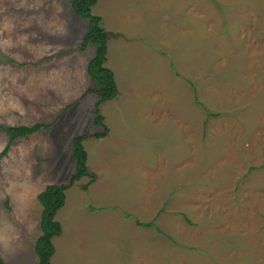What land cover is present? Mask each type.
Masks as SVG:
<instances>
[{
    "label": "rangeland",
    "instance_id": "1",
    "mask_svg": "<svg viewBox=\"0 0 264 264\" xmlns=\"http://www.w3.org/2000/svg\"><path fill=\"white\" fill-rule=\"evenodd\" d=\"M91 11L118 93L99 105L106 135L83 140L91 177L56 213L52 264H264V0ZM87 28L69 0H0V123L56 119L5 154L0 130L4 264H37L36 195L67 182L74 136L102 131Z\"/></svg>",
    "mask_w": 264,
    "mask_h": 264
},
{
    "label": "trees",
    "instance_id": "2",
    "mask_svg": "<svg viewBox=\"0 0 264 264\" xmlns=\"http://www.w3.org/2000/svg\"><path fill=\"white\" fill-rule=\"evenodd\" d=\"M74 13L88 21L87 32L82 39L80 49H85L88 43L95 45V54L86 65V72L89 77L96 83L95 93L98 99L94 105L93 124L102 128L100 132L92 134H79L72 139V156L74 160V171L70 174L66 183H51L47 184L36 195L37 200L41 205L39 228L40 234L34 243V253L37 257V264H52L51 258L55 252V247L52 238L59 235L61 232L60 223L55 220L57 211L63 207L66 199V191L74 183L84 177H91V173L87 166V151L83 145V140L86 138H103L108 127L104 123V116L100 112L99 105L102 102L113 99L117 93V86L114 74L111 69L105 66L107 41L109 38L108 32L101 24V17L93 14L91 11L98 0H69ZM52 123L34 122L31 125H12L5 126L0 124V129L4 130L9 140L1 151L5 154L10 144L17 138L27 137L42 128H49ZM93 181L91 178L88 183L82 186L86 190L88 185ZM141 226H150L151 223L137 222ZM0 264L4 261L0 257Z\"/></svg>",
    "mask_w": 264,
    "mask_h": 264
},
{
    "label": "crops",
    "instance_id": "3",
    "mask_svg": "<svg viewBox=\"0 0 264 264\" xmlns=\"http://www.w3.org/2000/svg\"><path fill=\"white\" fill-rule=\"evenodd\" d=\"M106 60H107V58H106ZM106 63V62H105ZM110 69V68H109ZM53 85H55V86H57L58 87V85L57 84H53ZM73 86L75 87V89H77V87H78V83H77V81H73ZM43 92L44 93H46L47 91L46 90H43ZM45 100H46V98H45ZM55 120L56 119H54L53 120V122L52 123H54L55 122ZM36 122H38V121H36ZM34 123V122H33ZM33 123H31V124H33ZM45 123V122H44ZM1 124V123H0ZM31 124H14V125H31ZM1 125H4V124H1ZM5 126H12V125H5ZM1 130V129H0ZM4 131V130H3ZM39 131V130H38ZM37 131V132H38ZM6 133V132H5ZM36 133V132H35ZM7 134V133H6ZM34 134V133H33ZM6 137V136H5ZM7 142H8V140H9V136H8V134H7ZM7 142H6V144H7ZM12 144V143H11ZM11 144H10V146H11ZM10 148V147H9Z\"/></svg>",
    "mask_w": 264,
    "mask_h": 264
}]
</instances>
